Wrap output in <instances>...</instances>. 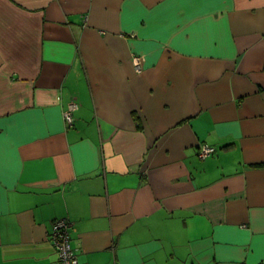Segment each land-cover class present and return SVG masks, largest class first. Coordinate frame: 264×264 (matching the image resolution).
I'll return each instance as SVG.
<instances>
[{
  "label": "crops",
  "instance_id": "1",
  "mask_svg": "<svg viewBox=\"0 0 264 264\" xmlns=\"http://www.w3.org/2000/svg\"><path fill=\"white\" fill-rule=\"evenodd\" d=\"M60 219L77 264H264V0H0V264Z\"/></svg>",
  "mask_w": 264,
  "mask_h": 264
},
{
  "label": "built area",
  "instance_id": "2",
  "mask_svg": "<svg viewBox=\"0 0 264 264\" xmlns=\"http://www.w3.org/2000/svg\"><path fill=\"white\" fill-rule=\"evenodd\" d=\"M134 64L137 71H140L138 58L134 59ZM76 108V103L70 102L68 104L67 109L63 114V119L67 126H71L74 123L73 113ZM214 152V148L203 144L198 148L197 157L203 159L207 156H211ZM68 228L69 224L63 219L55 220L52 222L50 240L56 251L59 264H77L76 252L71 249L69 245Z\"/></svg>",
  "mask_w": 264,
  "mask_h": 264
},
{
  "label": "trees",
  "instance_id": "3",
  "mask_svg": "<svg viewBox=\"0 0 264 264\" xmlns=\"http://www.w3.org/2000/svg\"><path fill=\"white\" fill-rule=\"evenodd\" d=\"M214 150H215V148H214ZM214 154H215V152H214L212 155H214ZM212 155H211V156H212Z\"/></svg>",
  "mask_w": 264,
  "mask_h": 264
},
{
  "label": "rangeland",
  "instance_id": "4",
  "mask_svg": "<svg viewBox=\"0 0 264 264\" xmlns=\"http://www.w3.org/2000/svg\"><path fill=\"white\" fill-rule=\"evenodd\" d=\"M203 145V144H202ZM200 146V145H199ZM207 146H209V145H207ZM209 147H211V146H209ZM213 148V147H212Z\"/></svg>",
  "mask_w": 264,
  "mask_h": 264
}]
</instances>
